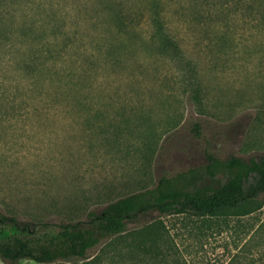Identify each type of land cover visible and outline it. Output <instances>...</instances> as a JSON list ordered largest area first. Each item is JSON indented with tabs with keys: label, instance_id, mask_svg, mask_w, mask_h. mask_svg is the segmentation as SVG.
I'll list each match as a JSON object with an SVG mask.
<instances>
[{
	"label": "rangeland",
	"instance_id": "rangeland-1",
	"mask_svg": "<svg viewBox=\"0 0 264 264\" xmlns=\"http://www.w3.org/2000/svg\"><path fill=\"white\" fill-rule=\"evenodd\" d=\"M101 1L0 0V209L78 220L208 148L264 152V0H127L139 26L118 36ZM156 11L179 53L148 41ZM154 218L163 264H227L243 243L236 219Z\"/></svg>",
	"mask_w": 264,
	"mask_h": 264
},
{
	"label": "trees",
	"instance_id": "trees-1",
	"mask_svg": "<svg viewBox=\"0 0 264 264\" xmlns=\"http://www.w3.org/2000/svg\"><path fill=\"white\" fill-rule=\"evenodd\" d=\"M100 5L109 11L113 36L138 29L137 8L127 0ZM152 25L148 41L162 53H179L160 12L153 14ZM26 63L36 65L35 56ZM194 129L200 133L198 122ZM205 157L204 163L164 174L155 185L90 210L82 219L35 220L0 209V257L8 264L25 258L38 264H163L167 230L154 214H176L196 221L200 232L236 219L243 243L227 264H264V152L223 157L208 148ZM132 224L137 227L127 239ZM101 245L104 249L95 254Z\"/></svg>",
	"mask_w": 264,
	"mask_h": 264
}]
</instances>
